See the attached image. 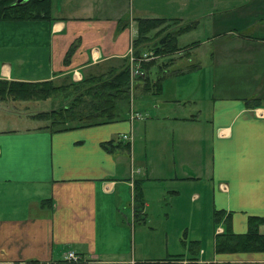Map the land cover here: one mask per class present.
<instances>
[{
	"label": "crops",
	"instance_id": "1",
	"mask_svg": "<svg viewBox=\"0 0 264 264\" xmlns=\"http://www.w3.org/2000/svg\"><path fill=\"white\" fill-rule=\"evenodd\" d=\"M136 18L192 25L176 37L175 53L142 60H150L146 79L128 83L129 101L114 121L52 131L34 113L22 118L0 106V264H135L177 255L180 264H264V251L213 250L225 223L240 234L247 217L264 218V0H49L44 19H0V78L78 82L118 68ZM206 54L209 76L190 77ZM244 60L245 97L218 95L222 71ZM155 67L162 72L153 77ZM66 252L79 260H64Z\"/></svg>",
	"mask_w": 264,
	"mask_h": 264
},
{
	"label": "trees",
	"instance_id": "2",
	"mask_svg": "<svg viewBox=\"0 0 264 264\" xmlns=\"http://www.w3.org/2000/svg\"><path fill=\"white\" fill-rule=\"evenodd\" d=\"M49 0H0V19L21 21L36 20L48 17ZM136 37L132 40L134 56L140 57L138 48L146 47L153 57L164 55L178 49L176 37L188 30L190 25L184 24L174 30H164V19L161 18H136ZM164 30V31H163ZM154 34H160L155 39ZM153 40V43L148 45ZM136 58V57H135ZM150 60L140 62L139 67L145 70ZM152 62V61H151ZM146 79V76L143 77ZM129 71L126 60L118 68L109 67L105 70L88 75L78 82L68 80V86L75 90L74 93L63 94L69 98L68 102L58 108H51L33 114L34 119L44 121V128L52 131H64L78 127L104 124L114 121L120 105L128 103ZM152 84L153 87H158ZM155 87V88H156ZM62 84L55 80L27 82L0 78V101H40L53 98L57 91L64 89ZM256 100V99H255ZM264 106V99L261 100ZM103 147H113L112 141L102 143ZM136 206H140V188L136 183L133 186ZM221 214L214 212V221L218 222ZM264 224V218L249 216L246 220V230L243 233L231 232L227 223L222 232L213 238V250L222 252H252L264 251V233L258 231V226ZM197 242L190 241L189 249L197 248ZM180 255L171 256L161 262H137L135 264H180Z\"/></svg>",
	"mask_w": 264,
	"mask_h": 264
},
{
	"label": "rangeland",
	"instance_id": "3",
	"mask_svg": "<svg viewBox=\"0 0 264 264\" xmlns=\"http://www.w3.org/2000/svg\"><path fill=\"white\" fill-rule=\"evenodd\" d=\"M58 7L60 9V7H62V5L59 3ZM68 7H69V5L68 6H63L64 9L58 10L57 14L59 13V15H64V13L67 11ZM73 7H74V5H71V9H70L71 11H72ZM183 25L184 24H179L176 20H172V19H170L167 22L163 23V26H165L164 30H166V29L174 30L176 27L183 26ZM189 25L191 26L192 24L189 23ZM154 32L155 31H152L151 33L153 35H155V39H156L157 36L160 35V34H154ZM180 39L181 38H179L177 42L180 43V41H179ZM183 41H184V38H183V40H181V42H183ZM242 44L245 46V42H243ZM173 53H175V51L167 53V54H173ZM167 54H165V55H167ZM130 57L132 58V60L130 61L131 63L129 62ZM155 57H157V56H155ZM186 58H187L186 56H181V59L186 60ZM227 59H228V57H223L222 56L218 60V63H216V64L217 65L218 64L222 65V64H224V62ZM142 60L143 59L140 60V59H138L137 56H134L133 48L131 46V50H130V52L128 54V60L126 59V63L128 65V71H129V82L134 81L135 78L142 80L143 77H145L147 75V72L139 67V63L142 62ZM201 65H202L201 69L195 70L194 72L189 73V76L192 77V78L198 79L202 75L205 78H207V76H209V71H210L209 68H208L209 67V55L208 54H206V56H203V58L201 59ZM159 68H161V67H159ZM159 68L155 67V75L153 73L151 74L153 77L154 76L156 77V76L160 75V72H162V69H159ZM226 68H228V67H225V70L222 71L221 80L218 79L217 84H216L218 95H222V93H225L224 95H228V96L238 95V96L245 97V60H244V66H242L241 69H239V68L226 69ZM212 71H215V70H212ZM236 71L242 72L243 75L242 76L232 75V77H233V79H232L228 75V73L229 74H231V73L232 74H236L235 73ZM157 73H158V75H157ZM80 80H78V81H80ZM56 83L62 84L63 87H65V88L62 89L61 92L57 91V93L55 94V96L52 99L48 98V99L40 100V101H10V100H4V101H0V102L7 103V106H4L5 104H0V106L1 107H7L8 109H11L14 112H17L19 115L22 116V118H25L24 116H26V115L29 116V114H31V113L36 114V113H38L40 111L42 112V111L48 110L50 108H58L60 106H63V105H65L68 102V99H69V98H65L63 94H68L69 95L68 92L74 93L75 90H73L72 87L68 86V80L66 78L64 79L63 77L62 78L59 77V78L56 79ZM205 88H206V86H205ZM209 88H207V90H205L203 95H202L201 104H202L203 107L206 106V101H205V97L206 96H204V95L208 94V92H209L208 89ZM129 96H130V91L128 89V101H129ZM201 113H202L201 116H200V121H201L200 124L201 125H198V126H201L199 128H201V136H202V139H204V144L203 145L206 148V144L208 143L207 138H209V132L206 129L205 123H206V120H207L208 117L206 116V110L205 109H202ZM137 115H138V113H136V112H131V111L129 112V118L138 117ZM12 124H15V123H12ZM16 125L19 126V127L24 126L23 123H18ZM205 152H206V149H205Z\"/></svg>",
	"mask_w": 264,
	"mask_h": 264
},
{
	"label": "built area",
	"instance_id": "4",
	"mask_svg": "<svg viewBox=\"0 0 264 264\" xmlns=\"http://www.w3.org/2000/svg\"><path fill=\"white\" fill-rule=\"evenodd\" d=\"M152 57H153V54L150 51H148V52L142 53V55H140V57L138 59H140V60L143 59L144 60V59H148V58H152ZM131 60H132V58L130 57L129 62ZM137 116H139V114ZM63 259L66 260V261L75 262V261L79 260V257L76 254L72 253V252H66L65 255L63 256Z\"/></svg>",
	"mask_w": 264,
	"mask_h": 264
},
{
	"label": "water",
	"instance_id": "5",
	"mask_svg": "<svg viewBox=\"0 0 264 264\" xmlns=\"http://www.w3.org/2000/svg\"><path fill=\"white\" fill-rule=\"evenodd\" d=\"M16 3H20V1L19 0H16Z\"/></svg>",
	"mask_w": 264,
	"mask_h": 264
}]
</instances>
